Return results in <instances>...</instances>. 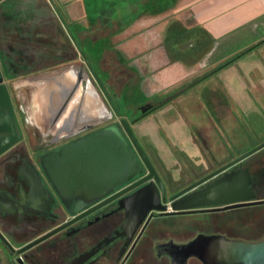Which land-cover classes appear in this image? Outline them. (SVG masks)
I'll return each mask as SVG.
<instances>
[{
  "label": "flooded vegetation",
  "instance_id": "flooded-vegetation-1",
  "mask_svg": "<svg viewBox=\"0 0 264 264\" xmlns=\"http://www.w3.org/2000/svg\"><path fill=\"white\" fill-rule=\"evenodd\" d=\"M0 63L2 75L1 67L6 69L8 76L22 68L14 67L10 73L1 59ZM92 65L113 97L120 116L122 112H130V97L136 93L137 74L128 72L125 66L117 69L103 63ZM80 66L87 69L85 63ZM102 68L108 72L104 74ZM85 69L92 79L90 82L96 86L93 76ZM126 79L133 81V85H127ZM11 98L23 136L0 153V264H173L176 252L166 245L185 244L199 234H221L253 241L264 238V204L220 211L215 210L221 207L219 205L172 210L173 197L179 192L186 188H207V182H213L224 173H237L245 178L248 173L249 183L239 188H249L256 199L264 198V153L261 152L264 148L234 162L253 148L243 150L242 142H232L234 147L228 159L219 162L211 155L204 162L191 163L190 166L197 167L201 173L179 188L176 180L168 175L165 164L150 153L147 155L161 183L153 175L138 184L150 170L127 139L136 164L132 162L126 174L118 175L115 181L104 186L95 195L99 199L92 203L89 197L74 203L69 192L67 198L72 204L69 206L59 188L72 187L56 183L58 166L65 171L68 151L73 145L107 128H121V119L83 124L66 133L50 130L48 134V130L47 135H43L32 126L24 107L19 106L17 110L12 95ZM146 104H151L152 108L143 113L141 107ZM159 106L160 102L141 103L136 108L137 116L130 123ZM9 135L0 132V148L10 143L7 141ZM119 182L124 183L119 185ZM143 188L147 189V195L139 198L138 192ZM77 205L84 206L75 211ZM245 208L259 209L241 213ZM234 212L238 214L235 216ZM184 218L187 221H182ZM250 222H257L259 229L249 238L244 233ZM188 264L204 263L197 257H190Z\"/></svg>",
  "mask_w": 264,
  "mask_h": 264
},
{
  "label": "crops",
  "instance_id": "crops-1",
  "mask_svg": "<svg viewBox=\"0 0 264 264\" xmlns=\"http://www.w3.org/2000/svg\"><path fill=\"white\" fill-rule=\"evenodd\" d=\"M54 1L67 23L89 25L85 0ZM19 11L25 13L23 18L17 17ZM58 19L49 0L2 1L0 20L6 29L1 31L5 38L1 35L0 45L5 51L4 63L12 70L23 60L33 63L43 59L41 62H48L57 55L63 56L64 48L74 43L68 38L69 45L56 44L54 38L61 30ZM174 25L194 29L193 39L189 43L200 50L199 59H176L171 56L166 44ZM21 36L28 41H23ZM200 40L207 44L202 46ZM108 43L117 50L120 62L126 63L140 77V91L146 98H163L207 73L212 74L198 82L217 95L222 96L221 92L233 88L229 82L237 77L238 80L249 82L242 86L246 94L264 96V0H178L165 11L137 17L124 30L111 36ZM232 59V62L221 67ZM71 62L47 69L51 71L48 78L71 69L66 66L60 69V66ZM47 70L42 71L47 73ZM38 80L40 85L33 95L36 114L33 118L27 116L32 126L43 135H47L48 130V134L50 130L66 133L83 124L106 121V104L92 83L88 88L97 105L91 116L84 108L85 99H82L88 88L85 92L79 90L81 98L78 105L68 111L70 101L66 104V100L69 94L48 101L47 97L40 94L46 80L44 76ZM20 106L27 111L25 106ZM177 122L171 128L173 132Z\"/></svg>",
  "mask_w": 264,
  "mask_h": 264
},
{
  "label": "water",
  "instance_id": "water-1",
  "mask_svg": "<svg viewBox=\"0 0 264 264\" xmlns=\"http://www.w3.org/2000/svg\"><path fill=\"white\" fill-rule=\"evenodd\" d=\"M2 1L4 0H0V3ZM49 2L55 9L69 37L73 41L74 46L78 50L79 55L83 58L87 69L96 81L100 91L110 104L114 113L117 116H120V111L116 106L113 97L99 74L96 72L87 54L81 48L78 40L74 37L69 24L63 17L55 1L49 0ZM62 67L65 69L64 66H61V70L63 69ZM84 69V66L75 69L77 81L70 90L66 104H68L79 90L82 89L83 81L88 77ZM83 73H85V76ZM193 85V83L186 84L175 90L173 93L166 95L163 101L160 102V105L172 101L190 89ZM151 108V104H146L141 107V110L143 113H146ZM133 122H136V120ZM120 125L121 128H107L95 135L83 139L78 144L73 145L68 151L66 170L64 171L58 166L56 172L57 175L55 177L56 183L72 187L59 188L63 200L69 206L72 205L67 198L69 192L72 194L74 203H76L75 200H83L88 197L91 198L89 203H92L99 199V197H95V195H97L104 186L115 181L118 175L122 176L126 174L132 168V162H135L136 164V161H133L132 159L133 151L128 145L127 139L150 170V174L138 182V184L153 177V175H156L147 152L137 138L130 121L126 118H122L120 120ZM0 132L10 133L7 138V141L10 143L0 148V153L11 143L17 142L23 136L12 103L10 90L5 83V78L2 74H0ZM262 148H264V142L249 150L234 162L248 157ZM61 159L64 160L63 157ZM245 176L246 178L237 173H224L223 176L215 178L213 182H207L205 184L207 188H186L173 197L174 202L172 210L185 211L207 205H219L221 207L216 208L215 210L220 211L253 205H263L264 198L256 199V195L251 194L249 188H239L240 185H247L249 183L248 173H246ZM156 178L161 183L157 175ZM124 182H119L118 184L120 185ZM146 195V188H143L138 192L139 198H144ZM83 206L84 205H77L74 206V209L77 211ZM157 209L162 208L157 207ZM163 209H165V207ZM166 247H169L176 252L173 264H188L190 257H197L204 264H264V238L259 241H249L229 238L221 234H199L196 238L185 244L178 245L170 243V245L167 244Z\"/></svg>",
  "mask_w": 264,
  "mask_h": 264
},
{
  "label": "rangeland",
  "instance_id": "rangeland-1",
  "mask_svg": "<svg viewBox=\"0 0 264 264\" xmlns=\"http://www.w3.org/2000/svg\"><path fill=\"white\" fill-rule=\"evenodd\" d=\"M58 24L61 30L54 38L56 44L69 45L67 39L70 37L60 18ZM78 58V60L62 66L79 69L80 64H84V62L81 56ZM1 68L5 83L14 98L16 109L19 110L18 107L22 104L27 110V115L33 118L37 110L33 95L40 85L38 79L50 75L51 71L9 79L12 76L7 75L4 67ZM7 70L15 74L14 71ZM90 79L87 77L83 81V92L90 86ZM196 81L189 89L190 91L187 90L172 101L159 106L155 111L141 117L135 123H131L146 152L165 164L168 175L176 180L175 185L179 188L188 184L201 173L199 169H196L197 167H191V163L204 162V159L211 155L219 162L228 159L232 153L231 147H234L230 144L232 142L239 144L242 142L243 150L254 148L264 142V96L249 94V92L246 94L242 86L247 85L248 81L238 80L236 77L229 82L233 88L225 91L226 93L221 92L222 96L215 94V91H210L207 86L200 85ZM94 83L107 107L105 122H116L122 118L130 121L137 116L136 108L143 101L142 94L136 91L130 101V112H122L123 114L118 117L97 83ZM164 97L150 99L159 103L163 101ZM176 122L178 125L177 128H174V132L181 138H179L180 136L176 137L177 135L171 129ZM261 152L264 153V150ZM258 209L245 208L241 210V213L247 214ZM237 214L238 212H234L235 216ZM184 219L182 221H187L186 218ZM256 223L250 222L245 226L244 234L249 238L255 236L256 230L259 229V225Z\"/></svg>",
  "mask_w": 264,
  "mask_h": 264
},
{
  "label": "trees",
  "instance_id": "trees-1",
  "mask_svg": "<svg viewBox=\"0 0 264 264\" xmlns=\"http://www.w3.org/2000/svg\"><path fill=\"white\" fill-rule=\"evenodd\" d=\"M177 1L178 0H85L89 25L86 26L80 22L68 24L74 37L78 40L81 48L93 64L96 62L102 65L103 63L105 65H111L110 67H116L117 69L121 66H125L124 68H126L128 72L135 74L134 70H132L126 63L120 62L117 57V55H119L117 50L108 43L110 37L124 30L142 14H155L165 11L174 6ZM17 14V17L23 18L25 13L19 11ZM0 28L1 31L6 29L4 22L1 20ZM193 33L194 29H185L180 25H174L171 27L166 45L173 58L192 60L201 57L199 56L200 50L193 48V44L189 43V41L193 39ZM1 35L3 36V34H0V36ZM21 38L23 41H28L24 36H21ZM199 44L203 46V44L205 45L207 42L200 40ZM201 50L204 52L203 48H201ZM63 51L65 53L63 56L57 55L54 60L48 62H41L43 59H39L33 63H29L28 60H23L24 62L20 64L19 67L16 66L22 68L15 74H11V76L29 75L38 71L47 70L49 68L57 67L61 63L71 62L79 57V52L72 43L64 48ZM4 52L5 51L0 45V59L3 62H5ZM24 53L25 55H28L27 52ZM232 61L233 59L221 67L226 66ZM6 68L12 71L7 64ZM103 72L106 74L108 71L106 72L104 68ZM211 74L212 73H207L199 78V80H203ZM140 81V77L137 75L136 91L142 94L140 91ZM126 83L127 85H133L134 82L126 79ZM132 96L130 99H132ZM141 99H143L142 103L153 100L144 96L141 97Z\"/></svg>",
  "mask_w": 264,
  "mask_h": 264
},
{
  "label": "bare ground",
  "instance_id": "bare-ground-1",
  "mask_svg": "<svg viewBox=\"0 0 264 264\" xmlns=\"http://www.w3.org/2000/svg\"><path fill=\"white\" fill-rule=\"evenodd\" d=\"M73 70L74 69H68L52 78H48L49 75L44 76L46 81L40 89L41 96L47 97L48 101H51L54 97L56 98V96L60 98L67 96L70 93V90L74 86L75 82L77 81L76 72H74ZM88 89L86 91V95L82 99H85L84 108L89 111V115L92 116L93 110L96 108L97 102L93 99V94L92 91H90V88ZM79 98H81L80 94L77 93L70 100L67 107L68 111L72 110L78 105Z\"/></svg>",
  "mask_w": 264,
  "mask_h": 264
}]
</instances>
